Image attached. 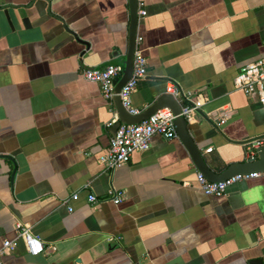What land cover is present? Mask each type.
Here are the masks:
<instances>
[{"label": "crops", "instance_id": "obj_1", "mask_svg": "<svg viewBox=\"0 0 264 264\" xmlns=\"http://www.w3.org/2000/svg\"><path fill=\"white\" fill-rule=\"evenodd\" d=\"M143 9L146 75L132 106L171 98L169 81L193 93L188 132L214 171L264 145V104L232 85L264 56V0H143ZM128 21L127 0H0V243L19 223L44 246L29 255L18 241L1 264H264V173L204 195L182 143L159 134L112 171L98 163L124 112L81 73L123 62ZM110 186L122 192L117 204L85 201Z\"/></svg>", "mask_w": 264, "mask_h": 264}, {"label": "built area", "instance_id": "obj_2", "mask_svg": "<svg viewBox=\"0 0 264 264\" xmlns=\"http://www.w3.org/2000/svg\"><path fill=\"white\" fill-rule=\"evenodd\" d=\"M136 15L137 18L145 15L143 0H136ZM139 42L140 38L135 36L131 72L117 93L113 92L114 80H117L122 73V63H107L102 68H86L81 73L84 80L98 85L100 94L105 99H110L114 94L117 95L121 107L129 115L139 113L132 106L130 96L137 81L146 75V60L142 54V49L139 47ZM232 85L234 89L240 90L246 97L255 95L257 101L260 104H264V56L241 66L232 77ZM164 91L178 103V112L174 114L168 107H162L140 121L119 123L114 134L109 139L107 148L97 157L98 163L104 169L112 171L125 164L132 153L145 151L149 147L150 138L153 134H159L165 139L177 138L173 125V119L176 116H182L187 122L192 120L194 113L199 107L200 100L192 101L193 93L181 90L177 84L170 81L165 84ZM222 121L223 118L220 119V122ZM258 174V172L237 173L223 181H210L200 172H196V182L198 189L204 195L220 196L225 193L226 188L232 183L256 177ZM121 194V191L110 186L102 197H97L94 193L87 192L84 198L87 203L91 204L105 201L117 204L120 201ZM68 198L76 200L78 191L70 193ZM68 210H70L69 207ZM14 230V238L2 239L0 243V258L3 253L13 251L18 241L21 242L24 251L29 255H38L44 251L39 235L33 233L28 225L16 223ZM261 234L264 238V225L261 228ZM49 249L53 250L54 247L50 246Z\"/></svg>", "mask_w": 264, "mask_h": 264}, {"label": "water", "instance_id": "obj_3", "mask_svg": "<svg viewBox=\"0 0 264 264\" xmlns=\"http://www.w3.org/2000/svg\"><path fill=\"white\" fill-rule=\"evenodd\" d=\"M128 5V26H127V43L124 54V60L122 63L123 69L120 77L114 80L113 92L117 93L121 85L127 80L131 72V60L134 49V39L136 36V0H127ZM118 97V96H117ZM119 100V98H118ZM119 105L121 107L120 101ZM168 107L174 114L179 110L178 103L171 98L163 97L155 100L151 103L150 107L140 111L135 115H129L122 107L121 110L124 112L121 119L125 122H137L145 119L153 113L156 109ZM198 111V109L196 110ZM120 121H115L109 126V133L112 136ZM173 125L176 131L178 140L182 143L188 156L193 163L194 167L200 172L206 179L210 181H223L233 174H248L250 172H262L264 173V145H256L252 150V153L246 157L243 154V158L240 161H233L221 171L212 170L206 163V160L201 154L200 148L195 144L191 135L188 132V122L182 116H176L173 119ZM256 141V140H254ZM250 264H261L259 259H253Z\"/></svg>", "mask_w": 264, "mask_h": 264}]
</instances>
